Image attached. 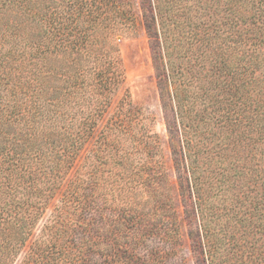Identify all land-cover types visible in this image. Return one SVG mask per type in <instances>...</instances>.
Returning <instances> with one entry per match:
<instances>
[{
	"label": "trees",
	"instance_id": "trees-1",
	"mask_svg": "<svg viewBox=\"0 0 264 264\" xmlns=\"http://www.w3.org/2000/svg\"><path fill=\"white\" fill-rule=\"evenodd\" d=\"M106 1L94 6L73 0L68 14L58 10L55 16L49 0H0V264H158L156 250L137 256L138 240H100L98 176L95 168L81 172L76 165L124 78L119 48L108 60L114 68L85 67L72 57L71 68L80 69L62 62L55 74L65 83L49 82L51 53L71 56L97 31L106 38L130 33L133 9L123 0L113 7ZM142 5L147 30L160 39V84L174 87L182 125L174 152L185 170L181 186L199 214L204 258L208 264H258L254 252L264 236V0ZM109 11L115 19L110 31ZM119 104L117 116L132 111L129 99ZM141 213L133 214L142 220Z\"/></svg>",
	"mask_w": 264,
	"mask_h": 264
},
{
	"label": "rangeland",
	"instance_id": "rangeland-1",
	"mask_svg": "<svg viewBox=\"0 0 264 264\" xmlns=\"http://www.w3.org/2000/svg\"><path fill=\"white\" fill-rule=\"evenodd\" d=\"M49 1L56 16L58 10L68 14L73 0ZM116 1L107 0L106 4L113 7ZM91 2L96 6L103 0ZM122 4L133 9L135 14L134 23L130 22V33L106 38L97 31L86 42V48L71 56L67 51L58 54L55 51L50 55L49 82L62 85L64 80L55 74L62 62H66L71 71L80 69L71 68L72 57L85 67L94 64L97 68L102 65L114 68L108 65V60L119 48L124 78L113 91L107 112L97 118L95 133L76 158L81 172H91L95 168L98 176V236L102 242L119 243L125 238L138 240L137 249H133L137 256L143 258L156 250L160 252L158 264H208L202 253L199 214L193 212L191 200L181 186L185 170L177 162L174 145L181 137L182 125L174 105V87L164 85L165 82L160 84L164 81L157 71L160 39L147 30L142 0H123ZM112 17L109 11L108 31L115 23ZM55 42L53 37V44ZM91 80L92 68H89L83 81L88 84ZM123 98L129 99L132 111L119 117V103ZM135 141L137 147L133 145ZM124 209L129 215L121 213ZM140 210L142 220L133 214ZM257 245L254 256L258 264H264V236ZM228 252L226 244L219 254L224 256Z\"/></svg>",
	"mask_w": 264,
	"mask_h": 264
}]
</instances>
